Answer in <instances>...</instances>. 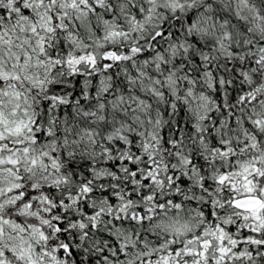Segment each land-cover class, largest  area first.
I'll list each match as a JSON object with an SVG mask.
<instances>
[{
    "label": "clouds",
    "instance_id": "clouds-1",
    "mask_svg": "<svg viewBox=\"0 0 264 264\" xmlns=\"http://www.w3.org/2000/svg\"><path fill=\"white\" fill-rule=\"evenodd\" d=\"M262 173L264 0H0V264H264Z\"/></svg>",
    "mask_w": 264,
    "mask_h": 264
},
{
    "label": "snow or ice",
    "instance_id": "snow-or-ice-1",
    "mask_svg": "<svg viewBox=\"0 0 264 264\" xmlns=\"http://www.w3.org/2000/svg\"><path fill=\"white\" fill-rule=\"evenodd\" d=\"M96 10L99 11V8H97ZM22 11L24 12V15H26V16L29 15V10H28V9L25 8V9H22ZM157 35L159 36V35H161V34H157ZM163 35H167V33H163ZM119 59H120V57H117V60H119ZM110 61H111V57H107V56H106V57H105L106 65H107L108 63H110ZM17 78H18V77H17ZM52 99H55V97H53ZM61 103H63L62 100H61ZM177 137L179 138V133H177ZM224 150H226V149H224ZM257 171H258V169H257ZM133 174L136 175L135 167H133ZM261 175H264V173H262ZM137 179H140V177L137 176ZM226 179H227L226 176L221 177L220 180H219V182H220V183H223ZM143 182H144L145 184H147V183H149L150 181H149V179H148L147 177H145L144 180H143ZM85 190H87V187L85 188ZM129 195H132V193L130 192ZM113 202H114V201H113ZM253 204H260L262 207H264V204H262L259 200H256V201H252V200L236 201L234 206H237V207H241V208H243V207H245L246 205H247V206H251V205H253ZM177 206H179V205H177ZM143 211H144V210L141 209V213H142V215H141V220H143ZM89 215H91V213H89ZM116 219L119 220V217H116ZM133 220H135V216H133ZM60 228H63V224L58 225V230H59ZM245 235L247 236L248 233H246ZM65 239H66V235H65ZM247 242H248V243H251V244H253V245H258V246L264 248V241H260V240L252 239V240L247 241ZM209 243H210V242H209ZM200 247H201V248L204 247V242H201ZM65 250H67L71 255H75L74 249H72L71 246H70L69 244L66 243V244L63 246V248H59V249H57V251L59 252V255H60L61 258L67 259L66 257H64V251H65ZM225 251H226V250L221 249L222 254L225 253ZM171 252H174L175 255L179 256V251H178L177 249L173 248V249H171ZM187 254H193V253L189 252V253H187ZM194 254H195V255H200L201 253H200L199 251H197V252H195ZM105 255H106V256L108 255L107 252H105ZM197 264H198V262H197Z\"/></svg>",
    "mask_w": 264,
    "mask_h": 264
}]
</instances>
